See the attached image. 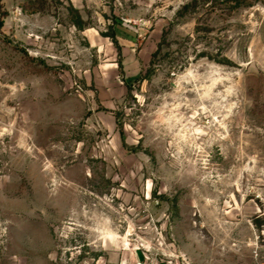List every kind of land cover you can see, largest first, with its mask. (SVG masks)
<instances>
[{"label": "rangeland", "instance_id": "374dc122", "mask_svg": "<svg viewBox=\"0 0 264 264\" xmlns=\"http://www.w3.org/2000/svg\"><path fill=\"white\" fill-rule=\"evenodd\" d=\"M260 261L264 0H0V264Z\"/></svg>", "mask_w": 264, "mask_h": 264}, {"label": "trees", "instance_id": "16d2710c", "mask_svg": "<svg viewBox=\"0 0 264 264\" xmlns=\"http://www.w3.org/2000/svg\"><path fill=\"white\" fill-rule=\"evenodd\" d=\"M235 1V6L238 7L242 4L243 0H234ZM75 24L80 27L81 26V21L79 19H77V21H75Z\"/></svg>", "mask_w": 264, "mask_h": 264}, {"label": "bare ground", "instance_id": "6f19581e", "mask_svg": "<svg viewBox=\"0 0 264 264\" xmlns=\"http://www.w3.org/2000/svg\"><path fill=\"white\" fill-rule=\"evenodd\" d=\"M215 80H216V79H213L212 82H211V84L214 83ZM212 85H213V84H212ZM210 87H211V85L206 86V89L204 90V93H208ZM206 95H207V94H206ZM7 115H8V114H7ZM107 233H108L110 236L113 234V232L110 231V230H107ZM114 234H116V233H114ZM117 234H118V233H117Z\"/></svg>", "mask_w": 264, "mask_h": 264}, {"label": "built area", "instance_id": "2783aa9c", "mask_svg": "<svg viewBox=\"0 0 264 264\" xmlns=\"http://www.w3.org/2000/svg\"><path fill=\"white\" fill-rule=\"evenodd\" d=\"M123 24L131 27V20L130 19H123ZM256 264H264V261L257 262Z\"/></svg>", "mask_w": 264, "mask_h": 264}, {"label": "crops", "instance_id": "0c3cea01", "mask_svg": "<svg viewBox=\"0 0 264 264\" xmlns=\"http://www.w3.org/2000/svg\"><path fill=\"white\" fill-rule=\"evenodd\" d=\"M125 29V28H124ZM128 31V30H127Z\"/></svg>", "mask_w": 264, "mask_h": 264}]
</instances>
